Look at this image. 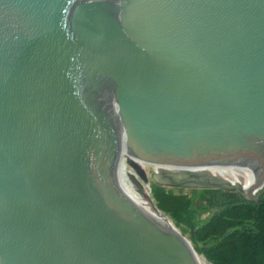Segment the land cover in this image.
I'll return each mask as SVG.
<instances>
[{
  "label": "water",
  "instance_id": "1",
  "mask_svg": "<svg viewBox=\"0 0 264 264\" xmlns=\"http://www.w3.org/2000/svg\"><path fill=\"white\" fill-rule=\"evenodd\" d=\"M168 187L264 189V0H0V264H207Z\"/></svg>",
  "mask_w": 264,
  "mask_h": 264
},
{
  "label": "trees",
  "instance_id": "2",
  "mask_svg": "<svg viewBox=\"0 0 264 264\" xmlns=\"http://www.w3.org/2000/svg\"><path fill=\"white\" fill-rule=\"evenodd\" d=\"M157 208L210 264H264V189L257 202L236 190L150 183Z\"/></svg>",
  "mask_w": 264,
  "mask_h": 264
},
{
  "label": "rangeland",
  "instance_id": "3",
  "mask_svg": "<svg viewBox=\"0 0 264 264\" xmlns=\"http://www.w3.org/2000/svg\"><path fill=\"white\" fill-rule=\"evenodd\" d=\"M204 258V257H203ZM206 262H207V260H206ZM207 264H210L209 262H207Z\"/></svg>",
  "mask_w": 264,
  "mask_h": 264
},
{
  "label": "bare ground",
  "instance_id": "4",
  "mask_svg": "<svg viewBox=\"0 0 264 264\" xmlns=\"http://www.w3.org/2000/svg\"><path fill=\"white\" fill-rule=\"evenodd\" d=\"M204 260L206 261V259L204 258Z\"/></svg>",
  "mask_w": 264,
  "mask_h": 264
}]
</instances>
